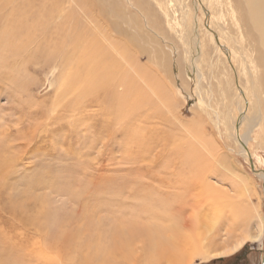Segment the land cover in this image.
Wrapping results in <instances>:
<instances>
[{"label": "rangeland", "instance_id": "obj_1", "mask_svg": "<svg viewBox=\"0 0 264 264\" xmlns=\"http://www.w3.org/2000/svg\"><path fill=\"white\" fill-rule=\"evenodd\" d=\"M128 1L0 0V27L18 4L28 9L26 27L32 26L29 41L30 30L22 28L23 39L10 51L0 47L6 56L0 59V160H10L0 170V264H80L98 247L111 253L101 264H143L145 235H169L171 227L195 242L181 264H264V123H249L259 105L248 77L239 63L228 67L215 48L196 0ZM209 1L200 0L215 13L218 6ZM174 10L198 51L181 45ZM140 12L149 13L155 27L141 26ZM134 15L142 37L134 22L128 25ZM221 19H213V30L224 23L230 34L224 45L238 52L244 46L261 74L251 42L243 35L239 46L228 16ZM88 35L105 58L116 60L112 75L127 71L136 84L139 119L147 124L138 142L123 122L104 120L99 94L79 96L82 79L69 84L74 71L82 77L91 71L76 61L89 47L79 42ZM69 57L65 67L57 63ZM238 83L243 94L236 93ZM176 194L194 204L173 206L163 220L141 212ZM125 226L133 229L126 247L112 236Z\"/></svg>", "mask_w": 264, "mask_h": 264}, {"label": "bare ground", "instance_id": "obj_2", "mask_svg": "<svg viewBox=\"0 0 264 264\" xmlns=\"http://www.w3.org/2000/svg\"><path fill=\"white\" fill-rule=\"evenodd\" d=\"M196 1H197V4L204 11V14L206 16L205 24H207L206 29H207L210 40H212V42L214 40L216 43L215 48L220 53H222V55H224V57L228 61V64H230L228 67L233 68L234 67L233 65H236V63H239L238 67L241 68L240 74H243V75L248 77L247 83L249 84L252 96L257 98V99H255L254 102H256L257 105H259V109L256 110L255 114L249 119V123L256 128L258 122L261 121L264 123V109H263L264 105L263 104L261 105L262 96L260 93L262 91L259 90V87L262 90H264V82H263V84L261 83V80H262L261 78L264 79V0H213V2H214L213 4H217V6H218L217 11H215V13H217L219 17H215L216 14L214 12H212V9L208 10L209 8L203 7L200 0H196ZM210 1H209V3H210ZM221 1H222V4L224 5L223 13H224V15L226 14L229 18L227 23L235 28V32H236L237 36L239 37V46H241V44H242L243 35H245L244 37H246V40H249L251 42V44H252V45H250L251 54L257 60L259 66L261 68V71H260L261 74H258L254 70V65H253L252 59L247 55L245 48H243L244 47L243 45H242L243 47H241V49H239V52L236 49H234L233 47L230 48L229 46L224 45V44H227L226 42L228 40V37L230 38V34L227 33L226 31H224V28H223L224 23L222 25L219 23L216 31L213 30V27H214V25L212 24L213 19L215 18L217 20V24H218V20L221 19V16L223 15ZM137 2L139 3L140 0H137ZM128 3H129V1H128ZM168 3H170V2H168ZM108 5L112 11L115 10L114 4H112L110 2V3H108ZM129 6L135 10V8L132 4H130ZM210 7H212V6H210ZM10 9H12V7ZM13 9L11 10V12L9 10H8L9 12L8 11L6 12L4 22L1 24L2 27H0V47L5 51H10L14 47L15 41H21L23 39V37L22 38L20 37L21 32L26 33V31L30 27H32V26L26 27V23H27V19H28V16H27L28 9L27 8H26V10H25V8L22 9V5L18 4ZM215 9H216V7H215ZM162 14L164 17L167 16L166 12L163 11V9H162ZM139 16L142 18V19H140V21L142 23V24L140 23L141 26H143V22H144V23H146V25H145L146 29H149L148 26L149 27H155V23L152 22L151 15L149 13H147V18L143 14V12H140ZM172 20H173V25L177 28H180L179 31H176L175 33L177 34V32H179L178 33L179 34L178 39H179L181 45L183 47H185L186 52H187V50L191 49V45L195 46V48L197 50V43L195 42V40H193L190 37L189 31H187L188 27H187L186 23L182 22L183 17H181V20L178 17H176V11L175 10L173 11ZM128 21H129L128 25H130V26L132 24L131 22L135 23L136 22L135 15L133 17H130V19H128ZM135 24L137 26L136 29L138 30L139 36L142 37V33H141L140 28H139L138 22ZM22 28H23V30L21 32H19ZM29 30H30L29 31L30 35L28 32L27 34L29 36H26L24 41H29L30 37L32 36V30L31 29H29ZM172 30L174 31L175 28ZM242 30H244V34H243ZM186 31H187V33H186ZM224 35L227 36L226 37L227 40L224 39ZM82 39L83 40H81L79 42L87 41L89 43V47L86 46V47L81 49L82 56L78 57L76 59V61L81 60L80 62L84 64L83 69L84 68L87 69V67L85 65H87V66L89 65L91 71L89 72V70H88L83 77H82L80 71H78V70L74 71L72 76L69 77V81H70L69 84L75 83L76 81H81V79H82V84H81L82 88H80L79 96H82V94H85L84 95V97H85L86 95H88V92H90V94H93V95L99 94L100 96L97 97L96 102L99 103L101 106H104L107 109V111L104 115V120L109 121V120L117 119L118 122H121V123L123 122V126L125 125V126L129 127L128 129H123L125 131V134L126 135L129 134L128 135L129 139H131V140L135 139L138 142L137 139L142 137V135H143L142 132L144 129L143 126H144V124H146V122L139 119L138 112L141 110V100L137 95L134 94V91L136 90L137 87H136V84L134 83L133 78L131 77V75L127 71H125L124 74H120V72H118V73L112 75L111 70L109 68L115 66L116 60H109V59L105 58L106 57V51L103 48H101V45L98 44V42L96 43V45H94V42L97 40L96 38L92 37L91 35H88L87 37H83ZM101 39H102V42L105 41L103 37ZM110 48L112 49L111 50L112 52H115L116 54H118L116 50H114L112 47H110ZM202 49H203V45L201 44V48H200L201 55H203L202 51H201ZM245 54L247 56H245ZM10 56H11V58H13L12 55H10ZM125 56H126V54H125ZM0 59H1V61H5L6 56H0ZM223 60H225V59H223ZM247 60H248L249 64L247 63ZM71 61L72 60L69 57V58H67V61L65 62L66 64H64L63 62H59V61L57 63L60 66L65 67ZM126 64H130L128 66V69L129 68L131 69L132 72L131 71L130 72L132 74H137V69H135V70L133 69L132 62L126 61ZM198 64H200V62L197 61V65ZM66 70L72 72V69H70L69 67ZM251 71H252V73H251ZM248 72L250 73L251 81L249 79ZM256 77H257V79H256ZM140 80L142 81L144 79L140 78ZM236 88L238 90V92H236V93H241V91L245 92V89L243 90V88L240 87L239 83L237 84ZM118 89H121V91H119ZM243 93H241V94H243ZM248 98H245L247 104H249L248 103L249 100L247 102ZM251 100H252V98H251ZM263 101H264V99H263ZM248 109H250V107ZM246 111L247 110H245V112ZM123 115H124V117H122ZM121 123H120L121 127H119V128H124V127H122ZM260 124H262V123H260ZM260 124L258 125L259 129L261 127ZM138 125H140V126H138ZM106 126L109 130L112 129L114 131V129H115V128H113L112 124H108V123L104 122V127H106ZM132 126H136L137 128H133ZM119 128H118V130H119ZM235 128H237V126H235ZM144 131H145V129H144ZM237 131H238V129H237ZM237 134H238V132H237ZM237 144H239V143H237ZM238 146L242 147V145L241 146L238 145ZM247 159H248V157H247ZM8 161L10 162V160H8ZM8 161L0 160V170L3 168L5 169L7 166L10 165ZM260 175H262V177L264 178V173H262ZM184 197H185V195L181 198V195H179V194H176V196H174V197L166 196L165 198L170 200V201L165 200V202H163V201L153 202V205H151L152 203H147V205H145L144 211L142 210L141 212L148 217L150 215L151 217L153 216V218H156V219L160 218V220H163L162 218H164V214L168 211H171L170 209L173 210V206L179 205L180 209H182L186 203L188 204L187 199L189 198V195H186V200L183 199ZM189 204H192V203H189ZM188 205H185V207ZM188 207H190V205ZM192 208H193V206H192ZM135 226H136V224L131 226V227L136 229ZM131 227L125 226L121 230H114L112 236H114L115 238L116 237L120 238V241L123 242V246L126 247L128 238H130L133 234L132 233L133 229H131ZM154 229L158 231V230L162 229V227H158V228H154ZM143 232L146 234L148 232V229H146V228L143 229ZM152 232L154 233L155 231L153 230ZM165 233H167V232H164L163 234L158 235V236H152L151 234L150 235L147 234L148 237H147V235L144 234L146 236L147 243H146L145 255H144L145 261L143 264H162L164 262H168V264H181L182 260H181L180 256L182 255V253L185 251V249L187 247H192L195 244V242L191 241L188 236H183L180 233V231L176 229V227H171L170 231L168 232V233L172 234V236H170V234L166 235ZM251 239H253V238L251 237ZM92 251L94 253L91 254V256H84L81 259L80 264H92V263L93 264H99V263L101 264V263H104L106 257L109 254H111L110 252H107L104 247H98L97 249L95 248ZM191 251H193V250H191ZM90 253H88V254H90Z\"/></svg>", "mask_w": 264, "mask_h": 264}]
</instances>
